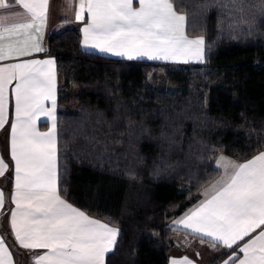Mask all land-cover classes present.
I'll use <instances>...</instances> for the list:
<instances>
[{"label":"trees","instance_id":"1","mask_svg":"<svg viewBox=\"0 0 264 264\" xmlns=\"http://www.w3.org/2000/svg\"><path fill=\"white\" fill-rule=\"evenodd\" d=\"M172 2L187 17V35L204 38L203 64L85 51L80 25L65 20L46 38L59 82V194L119 229L105 264H167L174 245L168 225L219 175L216 158L245 161L264 152L257 0H245L243 11L229 0ZM165 83L176 89L159 86ZM8 210L7 203L3 216Z\"/></svg>","mask_w":264,"mask_h":264},{"label":"snow or ice","instance_id":"2","mask_svg":"<svg viewBox=\"0 0 264 264\" xmlns=\"http://www.w3.org/2000/svg\"><path fill=\"white\" fill-rule=\"evenodd\" d=\"M15 3L24 9L26 22L8 26V17H0V61L44 51L39 43L42 36L37 33L42 34L46 26L50 0ZM215 3L205 0V7ZM229 3H239L238 10L243 11L245 0ZM254 6L264 16V0H257ZM9 7L6 0H0V9ZM85 11V47L128 60L204 61L203 37L190 39L185 34L187 17L175 11L172 0H138V6L134 0H79L77 21L83 20ZM13 81L10 157L14 162L11 202L15 207L10 211V227L15 240L24 249L47 250L33 258L34 264H105L106 254L114 251L119 229L90 218L62 199L58 191L55 61L34 59L0 66V129L8 123V89ZM45 101H51V108L45 107ZM40 113L52 121L47 132L36 128ZM8 167L0 157V177ZM216 168L223 169L221 178L205 188V199L174 224L201 242L206 238L213 248L219 244L233 250L225 264L236 260L238 264H264V152L244 163L221 156ZM4 204L0 191V210ZM0 264H13L2 237ZM171 264L192 261L184 257Z\"/></svg>","mask_w":264,"mask_h":264},{"label":"crops","instance_id":"3","mask_svg":"<svg viewBox=\"0 0 264 264\" xmlns=\"http://www.w3.org/2000/svg\"><path fill=\"white\" fill-rule=\"evenodd\" d=\"M7 3H9L10 7L7 9H0V17L6 16L8 17L7 21L5 22L8 26L11 24H18V23H23L26 22V15L24 12V9L17 5L15 3V0H6ZM78 3L79 0H71V3H69V0H50V5H49V10H48V16H47V22L46 26L42 29V34L37 33V36L42 38L39 40L40 46L44 49V51L41 52H32L31 55L29 56H22L19 58H14L10 60H5V61H0V66H4L6 64L10 63H16V62H23V61H28V60H46V59H53L55 61V58L51 55L48 54L47 52V46H46V38L47 36L51 33L52 30H54L61 21L65 20L71 23L79 24L80 25V32L83 36L82 29L85 27L87 21H88V15L87 12L85 11L84 13V18L81 21H77L75 18V14L78 8ZM134 6H138V0H134ZM175 9V7H174ZM68 11V12H67ZM176 11V10H175ZM178 14H183L181 12H178ZM185 15V14H184ZM185 34L187 35V31L185 28ZM190 39H195V38H200L201 36H189L187 35ZM21 39H23L21 37ZM204 39V38H203ZM84 40V36H83ZM205 42V41H204ZM83 49L85 51L89 52H94L97 53L101 56L113 58V59H121V60H126V61H139L141 59H133V60H128L127 58H122V57H117L114 55H111L110 53H102L98 49H94L91 47H85L84 44ZM204 61H205V43H204ZM203 61V63H204ZM166 64H170L173 66H179V65H188V64H203L200 62L196 61H190L188 63H183V62H173V61H165ZM55 68H56V62H55ZM16 81H13L11 85H9L8 89V94H9V107H8V123L4 126L3 129H0V157L4 159V161L8 164V170L4 174V176L0 177V191H3L4 196H5V204L4 208L0 210V224H2V229L3 231H8L9 234L12 237V245L11 246L5 239V236L3 235V231L0 228V237H2L5 241L6 246L8 247L9 251L11 252L12 256V261L13 264H34L33 258L44 254L47 250L46 249H34V250H28L22 248L18 242L15 240L14 234L12 232V229L10 227V211L15 207L14 204L11 202V195L13 192V184H14V176H13V171H14V162L11 160L10 157V124L15 118V110H14V96L12 93V88L15 86ZM58 74H57V69H56V112H55V119H56V125H57V97H58ZM45 107L46 108H51V101H45ZM52 127V121L50 118L45 116L43 113L38 114V117L36 119V128L39 132H47L50 128ZM56 135H57V128H56ZM259 154V153H258ZM257 155V154H256ZM225 157L230 161H233L235 163H244L245 161H239L236 160L230 156L220 154L216 160L219 157ZM255 156V155H254ZM253 156V157H254ZM251 157L250 159H252ZM248 159V160H250ZM215 168H216V161H215ZM217 169V168H216ZM219 171V175L213 180L212 183L207 185L205 188L210 187L211 184L215 183L217 180L221 178L223 175V169H217ZM5 188L8 189L9 192V197L7 198L5 194ZM200 192L198 200L191 206L189 207L186 211H184L182 214L177 216L175 219H173L169 223V228L173 230L172 233V240H173V247L171 248L169 252V258H168V263L171 264V261L173 259L175 260H182L184 257H188L191 261L192 264H211L213 261H216L215 264H225V261L229 259V257L233 254V250L231 249H226L222 245H216L215 248L211 246V242L207 240L206 238L204 239L203 242L199 239V237H195L192 235H189L187 231L182 227V226H177L174 224V221L179 220L181 217L184 216L185 213H188L189 210L195 209L201 201L205 199L203 192L204 189ZM59 191V188H58ZM61 196V195H60ZM64 199L63 197H61ZM65 200V199H64ZM66 201V200H65ZM69 203L68 201H66ZM9 204V210L6 213V215L3 216V211L7 205ZM71 204V203H69ZM72 205V204H71ZM75 207V206H73ZM77 208V207H75ZM78 210L82 211L81 209L77 208ZM84 212V211H83ZM85 213V212H84ZM88 215L87 213H85ZM90 218L97 219L95 217H92L88 215ZM100 220V219H97ZM103 223H106L105 221L100 220ZM108 224V223H107ZM110 227L117 228L113 225L108 224ZM1 227V226H0ZM118 229V228H117ZM259 229L257 230V232ZM256 233H253L255 235ZM118 238V236H117ZM246 240L248 239L247 237L245 238ZM241 244L243 242H240ZM116 245V244H115ZM15 248H17L18 252L15 251ZM115 248V246H114ZM110 254V253H109ZM108 254H106L107 257ZM240 258L243 257L242 253H236ZM106 262V258H105ZM233 264H238V260L234 261Z\"/></svg>","mask_w":264,"mask_h":264},{"label":"rangeland","instance_id":"4","mask_svg":"<svg viewBox=\"0 0 264 264\" xmlns=\"http://www.w3.org/2000/svg\"><path fill=\"white\" fill-rule=\"evenodd\" d=\"M67 12H68V11H67ZM141 60L148 61V62H160V63H166V62L163 61V60H147L146 58L141 59ZM160 80H161V79H160ZM159 86H160V87L166 86L167 89H171V90L176 89V86H175L174 84H169V83H165L164 85H163V84H160ZM72 106H73V105H72Z\"/></svg>","mask_w":264,"mask_h":264}]
</instances>
